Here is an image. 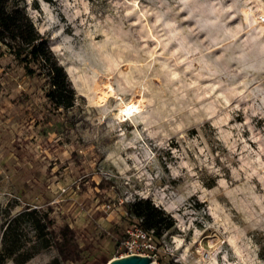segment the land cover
I'll return each instance as SVG.
<instances>
[{
  "label": "clouds",
  "instance_id": "obj_1",
  "mask_svg": "<svg viewBox=\"0 0 264 264\" xmlns=\"http://www.w3.org/2000/svg\"><path fill=\"white\" fill-rule=\"evenodd\" d=\"M0 9L4 15L22 10L24 23L44 38L28 44L5 33L0 50L9 42L30 48L47 41L45 52L63 80L62 89L49 82L55 69L43 54L26 63L4 57L12 68H0V111L8 113L0 121V160H14L19 177L50 158L40 139L24 143L46 105L58 120L71 117L59 135L66 141L62 155L94 156L80 160L85 171L77 188L83 183L85 195L116 193L114 205H100L105 216L98 227L121 210L134 218L136 206L162 217L160 248L137 228L132 240L121 241L128 253L106 264H122L125 256L133 264H159L161 253L173 264H264V0H3ZM26 68L36 75L25 80L43 85L27 88L24 106L34 114L27 125L8 112L25 84L6 86L12 71ZM49 92H62L64 99L52 100ZM9 143H19L25 155L17 156ZM58 167L46 191L59 194L43 209H56L71 190L54 175ZM0 174V247L8 228L25 217L17 228L22 246L4 264L24 253L23 264H80L61 254V236L48 235L42 205L18 195L13 167L0 166ZM100 180L114 183L90 187ZM37 219L45 225L42 237ZM141 247L156 255L133 257Z\"/></svg>",
  "mask_w": 264,
  "mask_h": 264
},
{
  "label": "rangeland",
  "instance_id": "obj_2",
  "mask_svg": "<svg viewBox=\"0 0 264 264\" xmlns=\"http://www.w3.org/2000/svg\"><path fill=\"white\" fill-rule=\"evenodd\" d=\"M7 54H1L0 50V68H4L5 72H8L12 68V61L4 60V57ZM5 72H0V78L5 76ZM27 75L25 72L21 73L18 71H12L11 75L7 77L6 86H11V83L23 82L25 84V90L20 92L15 96V98L10 102L11 104L17 105L15 108H9L8 112L11 113L14 119L22 121L25 125L31 123L34 120V114L26 108L25 102L29 99L30 93L27 91V88L33 87H43L39 83H32L31 80H25ZM28 77V76H27ZM30 78V77H29ZM5 105L0 100V108H3ZM46 111L42 119H35V122L32 123L31 130V140L24 141V143L33 142L35 139H40V142L43 147H46L49 151L50 158L46 159L43 164L40 160H37L36 168L29 172L27 169L22 171V174L17 177L15 171V161L10 157L0 160V166H9L13 167V183L16 187L18 195L25 200L26 203H39L42 205L53 198L54 195L59 194V190L56 193H51L46 191L47 181L53 175L52 168L54 166H59L55 172V176L59 178L58 182L61 183L65 188H71L67 193H64L65 201L53 209L55 215L51 217L54 219L56 225H62L66 223L65 221H70L72 227L78 232H86L89 235V241L93 238L95 243L102 248V251L105 253L104 257H100L97 261H92L88 264H106V257L111 258L112 256H120L121 254L128 253L127 248L121 247L122 240H132L133 236L129 231L134 230L131 227V222L128 219L127 212L121 210L111 221L101 220L98 227L96 221L105 216V210L100 208L102 204H115L116 203V193L110 192L106 193L103 191H92L88 192L87 195L84 193L87 191L83 187V183L77 188V180L84 173L85 168L80 167L81 159H94L92 153H88L86 157H77L75 151L71 152L68 156H63L64 151L62 145L66 142L65 140H60L59 135L66 131V125L70 126L69 121L71 117H65L64 120L56 119V113L54 108H47L43 106ZM8 113L0 111V121H2ZM50 133H57V135H52L49 138ZM6 139L7 136H5ZM9 147L12 151L15 152L17 156L23 157L24 152L20 151L21 145L19 143H9ZM63 161V163H61ZM70 161H75L73 167L70 169L69 173L66 176H62L61 173L64 172V169L68 166ZM46 165V167H45ZM87 167V166H85ZM89 172L93 169L89 168ZM3 176L0 174V179ZM114 183L113 181H91L90 187L103 189L105 185ZM39 199H36V198ZM107 197V199H106ZM6 212V210H5ZM79 219V223H77ZM6 222V220H5ZM20 221H14L13 227L14 230L8 239V242L16 241L20 243L19 237L23 234L17 231ZM128 233L131 235V238H126L125 234ZM48 235H51L48 233ZM52 236V235H51ZM53 238V236H52ZM149 243H154L157 248L161 247L160 238H157L154 234H150V239L147 240ZM2 247H0L1 250ZM135 254L144 253L147 255H156V252L149 250L146 247L135 248L132 251ZM262 256H264V251H262ZM172 258L170 256H165L163 253L159 255V264H170ZM16 264V263H15Z\"/></svg>",
  "mask_w": 264,
  "mask_h": 264
},
{
  "label": "trees",
  "instance_id": "obj_3",
  "mask_svg": "<svg viewBox=\"0 0 264 264\" xmlns=\"http://www.w3.org/2000/svg\"><path fill=\"white\" fill-rule=\"evenodd\" d=\"M3 0H0L2 3ZM18 20L20 22L18 23ZM0 28L3 31H0V40H2L5 33L15 40L16 36L19 35L26 43L31 44L35 39L44 40L43 37H37L34 31L31 28L30 24L24 23V17L22 10L15 9L13 14L4 15L2 9H0ZM47 47V41L42 42L41 44L34 45L30 48H24L20 46H13L12 43H7L6 47L1 50V54L14 55L16 60L20 61V63L28 62V57H32L33 60H39V55L43 54L45 59L49 64L52 65V68L55 69V74L52 71L48 72V76L51 77L49 81L52 84L59 85V87L63 88V80H62V71L58 68H55L54 62L50 59V55L45 52ZM23 56V59H21ZM44 65L41 64V67ZM25 74L28 77H32L36 75L33 69L26 68ZM52 100L64 99L62 92L48 93ZM43 219L47 222V226L52 228V232L50 233L53 236V240L56 239V236L59 235L62 237V242L58 241L60 252L65 258H72L74 260L80 261V264H88L92 261H97L100 257H104V252L102 248L97 245L92 238L90 241L89 235L86 232H78L73 227L69 229L67 223L62 225H56L54 219L49 216V213L53 212V208L43 209ZM134 218H130L127 213L128 219L131 222L132 228H139L148 234H154L157 238H160V230L159 225L163 223L162 217L159 213H153L151 209H142L140 206H136L135 212L132 214ZM37 213L33 212L30 214V218H35ZM25 217H20V219L16 221L23 220ZM35 226L39 229V234L42 237L45 234V225L39 223L37 219L35 221ZM167 227H171V222L169 221L166 225ZM156 228L154 233L149 232V229ZM14 227L8 228L7 233L5 234V243L4 246L0 250V264H4L6 258H11L13 253L18 250L22 245L18 243V239L16 241L8 242L10 234H12ZM126 238H130L128 233L125 234ZM78 241V243H77ZM49 241L45 240L44 245L47 246ZM28 253H24L16 258V264H23V261ZM108 258V257H106ZM54 264H59L58 261L54 262ZM173 264V261L170 262Z\"/></svg>",
  "mask_w": 264,
  "mask_h": 264
},
{
  "label": "water",
  "instance_id": "obj_4",
  "mask_svg": "<svg viewBox=\"0 0 264 264\" xmlns=\"http://www.w3.org/2000/svg\"><path fill=\"white\" fill-rule=\"evenodd\" d=\"M137 254H132L133 257H135ZM129 257L125 256V261L122 262V264H133V261H128ZM139 264H151L150 261H143V262H139Z\"/></svg>",
  "mask_w": 264,
  "mask_h": 264
},
{
  "label": "built area",
  "instance_id": "obj_5",
  "mask_svg": "<svg viewBox=\"0 0 264 264\" xmlns=\"http://www.w3.org/2000/svg\"><path fill=\"white\" fill-rule=\"evenodd\" d=\"M134 229L136 230L137 228H134ZM141 230H142V229H141ZM132 232H134V230L129 231L130 234H131ZM144 232H145V231H144ZM146 233H147V232H146ZM130 234H129V235H130ZM130 238H131V235H130ZM130 238H129V239H130ZM148 239H150V234H148ZM149 243H150V242H149ZM148 249H149V248H148ZM149 250H151V249H149ZM132 254H135V253L132 252Z\"/></svg>",
  "mask_w": 264,
  "mask_h": 264
}]
</instances>
